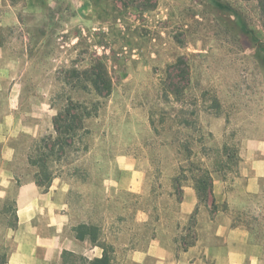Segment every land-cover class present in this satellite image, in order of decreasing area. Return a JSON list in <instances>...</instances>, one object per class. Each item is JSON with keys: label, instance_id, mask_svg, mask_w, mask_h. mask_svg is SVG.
I'll return each instance as SVG.
<instances>
[{"label": "rangeland", "instance_id": "374dc122", "mask_svg": "<svg viewBox=\"0 0 264 264\" xmlns=\"http://www.w3.org/2000/svg\"><path fill=\"white\" fill-rule=\"evenodd\" d=\"M92 53L104 58L114 84L90 122V149L82 157L89 179L69 183L74 222L119 223L139 203L154 213L175 207L182 188L194 187L190 162L233 180L243 141H264L258 0H0V154L13 151L12 187L34 179L29 146L52 132L59 101L68 94L85 97L66 82L72 67L86 65ZM162 83L182 87L180 99L164 101ZM181 106L195 110L187 116L191 126L158 123L160 107L173 115ZM179 139L190 152L181 153ZM121 158L144 174L146 192L116 185L128 169ZM62 182L56 178L52 185ZM10 197L0 198V207L12 223ZM191 216L180 225V243L196 236L200 217ZM234 218L264 239V183Z\"/></svg>", "mask_w": 264, "mask_h": 264}, {"label": "crops", "instance_id": "0c3cea01", "mask_svg": "<svg viewBox=\"0 0 264 264\" xmlns=\"http://www.w3.org/2000/svg\"><path fill=\"white\" fill-rule=\"evenodd\" d=\"M12 157L13 151H1L0 198L10 195L13 206L12 223L4 219L6 214L0 207L2 264H88L101 257L102 246L75 235L74 226L92 221H73L69 183L44 190L29 179L12 187ZM119 162L128 169L117 178L116 185L132 192H146L144 174L131 171L126 158ZM263 183L264 141L246 139L238 176L226 180L213 175L211 197L216 208L212 215L211 203L200 205L196 190L187 185L175 207L154 213L152 207L139 203L121 222L97 224L110 264H264V239L257 238L250 227L234 218L248 199L260 193ZM194 213L200 217L196 236L191 244L185 240L180 243V225H185Z\"/></svg>", "mask_w": 264, "mask_h": 264}, {"label": "trees", "instance_id": "16d2710c", "mask_svg": "<svg viewBox=\"0 0 264 264\" xmlns=\"http://www.w3.org/2000/svg\"><path fill=\"white\" fill-rule=\"evenodd\" d=\"M258 7L260 14L264 16V0H258ZM69 73L71 80L68 79L66 84L70 89L84 93L85 97L74 98L68 94L61 99L52 116V132L32 140L27 154L28 164L35 169L34 181L44 190H48L56 178L68 183L88 181L89 170L83 164L82 157L90 149L92 135L90 122L98 117L104 99L113 90L114 82L104 58L96 53L89 56L86 65H74ZM181 92L182 87L176 84H160V97L166 102L171 97L179 100ZM56 98L60 96L57 95ZM160 111L158 123L170 120L179 127H187L194 122L187 117L195 114L194 109L187 110L181 106L173 115L163 107H160ZM154 116L151 113L149 120L154 132L157 133L159 129L155 124ZM177 145L182 154L190 152L189 143L185 139H179ZM189 167V170L194 172V187L199 200L209 201L212 210L215 209L216 205L211 195L213 172L217 169H205L199 162H190ZM180 171L183 172V168ZM73 229L78 239L88 237L92 243L103 248L102 256L92 259L88 264H110L108 249L101 241V230L97 223L80 222ZM192 242L186 241L187 244ZM3 262L1 259L0 264Z\"/></svg>", "mask_w": 264, "mask_h": 264}]
</instances>
